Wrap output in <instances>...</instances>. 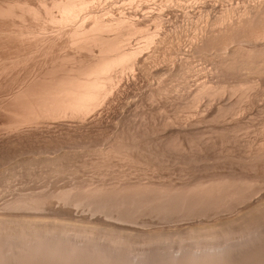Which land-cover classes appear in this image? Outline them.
I'll use <instances>...</instances> for the list:
<instances>
[{"label":"bare ground","instance_id":"bare-ground-1","mask_svg":"<svg viewBox=\"0 0 264 264\" xmlns=\"http://www.w3.org/2000/svg\"><path fill=\"white\" fill-rule=\"evenodd\" d=\"M134 1L135 0H131V2H134ZM148 1L149 0L137 1V3L140 2L139 4L141 7L139 6L138 8L140 9V11H142V14H141L142 16L140 15L142 18H139L138 15L135 18V17H133V15L131 13H130V16L125 15V14H119V15L110 14V11H112V10H110V11L106 10V8H105L106 6L104 7L105 4L103 5V2H105L104 0H36V3H33L31 0H0V46L2 44L7 46V54L2 56L1 57L2 59L0 61V65H1L0 66V75H3V76L5 75L7 77V76L11 75L12 72L15 71V69L19 70L16 75L12 76L14 84H13V87H11V88H13V89H10L9 94L6 93L8 95L7 99L6 100L3 99L6 103L4 105L15 107L14 113L10 110L12 112V114H14L13 116L15 118L10 124H8V126H5V127H8V130L10 131V133L12 135L11 134L9 135V133L7 135L4 132L6 134V138L1 137L2 142L5 143L4 141H6V143L8 142V144L10 142H14L16 144L17 139H20V137H21L20 140H22L21 135H23V136L24 135L34 136L39 141H42L41 143H38V144L36 143L39 147H36L35 149H34L35 146L33 145L34 146L32 148L33 150L31 149L30 151H25V148L23 149L25 152H23L22 149H21L22 151L16 150L18 153L15 151V153H17L16 154L17 156L14 155V156H16V157H14L15 162L14 161L10 162V160H9V163L7 162L5 164H3V163L0 164V176L5 174V178H6V173H10L11 170L15 169L14 165L17 166L16 170L18 167L21 170L23 168L25 169V167H26L25 165H28L27 168H30L31 166H34L36 168L37 166L41 167V165H44L45 167L48 166L49 168L50 167L53 168L51 170L54 171V169L55 170L59 169L61 166L62 167L66 166L67 168H69L76 161H77L76 163L80 162L79 165L80 164H86L88 161H90L93 163V166L94 165L97 166L95 168H98L100 166L99 167L100 171H101V169H105V171H103L102 174L100 173L101 175L99 174V176H97L98 180L96 178H89V180H87V181H83L81 179L82 182H87V183H78L80 181L76 180V178L79 177V175L81 174V172H80L78 177L75 175L76 176L75 179L73 178L75 180V182L78 181V182H76L77 184H75L74 182L73 183L71 182L72 185L69 184L71 186L68 185V187H64V188H60V189H57V187H56V190H54V191H52L53 188L51 190L49 189L51 184L46 185L48 187V190L46 189L47 191H45V190L44 191L43 190L37 191L36 189L33 191V189L32 190L29 189L31 192L25 193V191L21 192L20 191L21 189L19 190L17 188L20 192L17 191L18 192L17 193L16 189H14V192L16 194L12 193V195L14 194V196L11 195V197H10V194H9V197H7L6 194H4L5 193L4 192L3 194H4L5 198H2L3 195L1 194V192H2L1 191L0 194L2 196L0 195V198H2L3 200L1 199L2 202L0 203V264H264V224L260 223V220H261V222L264 221V196H263V199H262V197H260L261 200H260V198H258L260 201L256 198V200L254 202H252V204H254L253 206H252V204H247V205L242 204V203L251 202L249 200V198L253 197L255 195V193H258V192L254 191V188L256 186L252 182L253 180L250 181L249 179L247 180V178L245 180L244 179H238V178L233 179V178H231L232 176L230 174H229L231 176L230 178L227 174L226 175L227 177H221L220 176L217 178L216 177L212 178V176H211L212 179L210 178V180H206V178H207V175H206V178H205L206 181H204V180L198 181V179H196L194 183L192 182L191 184H189L190 182L189 183L187 182L188 184H186V182H185V184L182 183L184 185H181V183H180V186H177V184L171 185L169 183L170 185H168V184L165 185V183L163 184L161 181H160L161 183L156 182L158 180V177L155 181L154 178L151 179V178L147 177V175L142 176L143 174L141 176L138 175L135 177L133 175L130 176V175H128V174H130V172L128 174L123 173V175L121 172H119V173H121V175H119L118 177H113V178L110 177L112 175L111 174L108 178V176H107L108 171L106 172L107 169L101 168L104 166L105 167H107V166L111 167L112 165H115V164H117L119 162H123V161L124 162L125 161H131V158H132L131 156H135L134 153H139L140 155L142 153L143 154L145 153L146 155L147 154L152 155L153 152L155 155L154 157L157 156L160 159V160H156V161L160 162V164L162 166L163 165L166 166L167 163L168 164L171 163L170 159L172 158V156H171L172 152H175V155L179 156L180 154L182 155V152L184 150H186L185 149V142H186V138H187L186 137L187 131H185V128H186L185 124L186 123L184 124L182 119L177 118L178 120H175V118L171 117L170 115H167L168 113L167 114L165 113L166 117H164L162 122L159 123V126H156V124L154 123L155 119H154V115H153L154 113L153 112H155L154 110H156V109L163 110V108H164V107L162 108L163 105L160 106L159 108H158V106L155 105L158 102L157 98L161 99V97H162L161 94L166 96L171 91L172 87L169 85L170 82L166 81V78H167L168 74H170V71L172 69L174 70L175 64H174V62L172 63V61H175V63H177L176 66L179 65L178 67H180V69L184 68L182 71L180 69L179 70L182 73L181 76L185 77L186 79L189 77L192 62H191V64H189L190 65L189 66L188 65V63H190V62H188L189 58L187 59L185 57V54L183 53L184 51L182 49L181 50H180V48L178 49V45H175V47L177 46V49L176 48L173 49V51L175 50V52L173 54L176 55L175 60H174L175 55L173 56V54H171L173 60L170 57V55H169L170 58L167 57L165 54L164 55L162 54L163 56L159 55L160 53H158V52L162 50V47L165 48V46L167 45L166 43L169 39L168 33L163 31L165 19H164V13H163L162 9H164V8L163 7H162V9L160 8L161 10L157 11V12L155 10L154 11L150 10L151 11L150 13H148L149 10L147 9L148 14H146L145 13L146 8H151L150 7L151 5H149V3H148V5L145 4ZM169 1H171V0H169ZM244 1H246V0H244ZM125 3H127V2H125ZM165 3L168 4L167 2H165ZM177 3H179V2H177ZM192 3H194V2H192ZM157 4H158V2H157ZM172 4L173 3H171V5ZM259 4H260V2H259ZM112 6H113V3H112ZM174 6H175V4H174ZM233 6H234V4H233ZM128 8L130 9V7H128ZM180 8H181V5H180ZM189 8H191V7H189ZM248 8H249V6H248ZM137 9L135 10V13L133 12L134 14L139 12V11H137ZM249 9H251V8H249ZM204 10H206V9H204ZM208 10H210V9H208ZM173 11H175V9ZM194 11H195V9H194ZM112 13H113V11H112ZM212 13H213V11H212ZM244 13H246V11H244ZM184 14L185 13H183V15ZM224 14L220 15L221 18L223 17ZM261 14L262 13H260L258 16H261ZM228 15H229V13H228ZM253 15H254V13H253ZM196 16H198V15H196ZM196 16H194V17H196ZM254 16H253V18L256 21V19H255L256 16L255 17ZM233 17H234V15H233ZM237 17H236V19H237ZM249 17H252V16L250 15ZM151 18L154 19L153 24L155 23L154 24L155 27L152 30L150 28L151 26H149L150 23H152V22L151 21H150V23L148 22L149 25H147V21L150 20ZM167 18L170 19V17H167ZM221 18L219 17L217 19L221 20ZM256 18H258V17H256ZM263 18H264V16H263ZM196 19H195V21H196ZM208 19H209V17H208ZM225 19H226V21L228 20L227 17L222 19V20L225 21ZM249 19H251V18H249ZM246 20L248 21V19H246ZM249 21H252V19ZM257 21H259V20H257ZM167 22H168V20H167ZM185 23H187V22H185ZM247 23H244V24L247 25ZM260 23H262V22H260ZM182 24L183 23H181V25ZM257 24H259V23H257ZM48 25H50L51 29H48ZM218 25H219V23H218ZM220 25H225V24H220ZM185 26H186V24H185ZM190 26H192V25H190ZM259 26H261V25H259ZM199 27H200V25H199ZM224 27H226V26H224ZM224 27H223V29H224ZM241 27H242V30H244L245 26L243 27V25H242ZM174 28H172V29H174ZM189 28H191V27H189ZM209 29L207 30V32L209 31ZM235 29H238V25H237V28H235ZM249 29L253 30L251 28H249ZM255 29H257V28H255ZM193 30L194 29L192 28V31ZM200 30H201V27H200ZM258 30H259V28H258ZM261 30H262V28H261ZM261 30H260V32H258L257 35L261 36V34L263 33L262 36H264V32H263L264 30L262 32H261ZM219 32H221V31H219ZM227 32H228L227 30L224 31V33H227ZM233 32H234V30H232L231 35H233ZM251 33H252V31H251ZM254 33L255 32L253 31V34ZM182 34H183V32H182ZM222 34H223V32H222ZM244 34L246 36V33H244ZM249 34H247V35L249 36ZM137 35H140V36L142 35L144 37L143 43L140 45H137V46L131 45V43L129 42L130 39L133 38L134 36H137ZM198 35H200V33ZM257 35H256V39H259L260 37ZM188 36H189V34H188ZM207 36H208V34H207ZM235 36H236V34H235ZM242 36L240 35L238 37L240 38ZM245 36H244V39H245ZM184 37H186V36H184ZM197 38H198V36H197ZM261 38H263V37H261ZM191 39H193V38H191ZM233 39L234 38H232V40ZM253 39H255V38H253ZM189 40H190V38H189ZM255 40L251 41V39H250L251 42L257 43L258 41L257 40L255 41ZM197 41H198V39H197ZM212 41H213V39H212ZM220 41L225 42L223 40H220ZM209 42H211V41H209ZM222 42H221V44H222ZM237 42H238V40H237ZM186 43L187 42H185L184 44H186ZM204 43H206V42H204ZM239 43H241V42H239ZM262 43H263V41H262ZM133 44H134V42H133ZM206 44H208V43H206ZM228 44H229V42H228ZM230 44H232V43H230ZM170 45H171V42H170ZM218 45H219V43H218ZM206 46H208V45H206ZM213 46H211V47H213ZM226 46H227V44H226ZM254 47H255V50H257L256 49L257 46H254ZM173 48H174V46H173ZM202 48H205V47H202ZM222 48H223V46H222ZM214 49L215 48H213L212 51H215ZM238 49H240V48L238 47ZM250 49H251V47H250ZM230 50L233 51L232 48ZM242 50H244V49H242ZM242 50H238V51H242ZM255 50H254V52L257 53L258 50L257 51H255ZM202 51H200V52H202ZM261 51H264V50H261ZM244 52H246V51H244ZM230 53H232V52H230ZM247 53H248V56L250 55V57H252L251 54H249V52H247ZM187 55H189V54H187ZM192 55L193 54H191L190 56H192ZM219 55H221V54H219ZM227 55H226V58H227ZM238 55H239V52H238ZM234 56H235V54H234ZM244 56H241V57H244ZM248 56L246 55V57H244V59L245 58L247 59ZM39 57H41V59L43 60L42 63H43V66H45V69L42 67V69H44V70H41L39 72L35 71L36 73L35 72L33 73L30 71V72H26L25 74H23L24 73L23 72L24 67L31 60L37 59V58L39 59ZM207 57H208V55H207ZM213 57L214 56H212V58ZM222 57H225V55ZM204 58H203V60H204ZM233 58H235V57H233ZM185 59H187L186 60L187 65H185V62H186ZM205 59H207V58H205ZM215 59H216V57H215ZM257 59L259 60V58H257ZM209 60L212 61L213 59H210V57H209L208 61ZM224 60L225 59L223 58L222 61H224ZM227 60H230V59L227 58L226 61ZM238 60L239 59H237V61ZM250 60L248 62H250ZM197 61L195 60V62H197ZM199 61H201V60H199ZM218 61H219V59H218ZM251 61L254 62V60H251ZM213 63H214V61H213ZM216 63H217V61H216ZM219 63H221V60ZM235 63H236V61H235ZM237 63H239V61ZM221 64H225V63L222 62ZM240 64H242V63H240ZM259 64H261V63H259ZM263 64L261 65L262 66L261 69L263 68ZM226 65L230 66V64H226ZM217 66H218V64H217ZM248 66L251 67V65H248ZM253 66L255 68L256 64H254ZM233 67H234V64H233ZM233 67L230 69H233ZM243 67H244V65H243ZM234 68H236V67H234ZM221 69L224 70V68H221ZM213 70H215V69L213 68ZM227 70H229L228 67H227ZM244 70H246V69H244ZM180 71H178V68H177V70L174 73L180 72ZM191 71H193V70H191ZM224 71H226V70H224ZM232 71L233 70H231L230 72H232ZM234 71H237V69H235ZM251 71H254V70H251ZM238 72H241V70L237 71V73ZM242 72H244V71H242ZM247 72H248V70H247ZM262 72H261V74H262ZM174 73L172 71V74H174ZM194 73H195V71H194ZM217 73L219 74V71ZM254 73H256V72H253V74ZM13 74H15V73H13ZM190 74H192V73H190ZM234 75H235V73H234ZM263 75H259L258 77H260V76L262 77ZM5 76H4V78H5ZM224 76H226V75H224ZM230 76H232V75H230ZM240 76H241V74H240ZM247 76H249V74ZM243 77H240V79H242ZM255 77H256V75H255ZM208 79L209 78H207V80ZM210 79H213V78H210ZM221 79L222 78L220 77V80ZM229 79L231 80V77H229ZM233 80H236V79L233 78ZM242 80H244V79H242ZM199 82H196V84L198 83V85L195 84V86H194L195 88L190 95V96L193 95L192 100H190V101H191V105L194 107L197 106V102L200 100L201 97L205 96L206 93L210 94L212 91L215 93V91L212 90V89H214L212 87H215V89L218 88V87L216 88V86L213 85L212 80L210 82L213 85L212 86L210 84L212 87L210 85H208V86L205 85L207 82H205L204 85H202V84L199 85ZM214 82H216V81L214 80ZM218 82H219V80H218ZM249 82H250V79H249ZM257 82H259V81H255L254 84H256ZM238 83H241V82L239 81ZM208 84H209V82H208ZM231 84H233V83H231ZM231 84H229V85H231ZM225 85L227 86V84H225ZM233 86H236V85H233ZM242 86H244V85H242ZM242 86H240V87H242ZM175 87H177V86H175ZM186 87H187V85H186ZM219 87H220V85H219ZM222 87H223V85H221V88ZM248 87H250V85ZM248 87L246 89V92L244 91L245 93L248 92L247 91ZM251 87H253V86L251 85ZM226 88H228V86ZM226 88L223 87V89H226ZM232 88H234V87H232ZM229 89H231L230 86H229ZM244 89H245V86H244ZM180 90H182V89H180ZM235 90H237L236 87H235ZM253 90H255V89H253ZM257 90H258V88H257ZM219 91H221L220 88L218 89V94H220ZM179 92H178V94H179ZM216 92H217V90H216ZM222 92H226V90H222ZM164 93H167V94H164ZM235 93L237 94L236 91L234 93L232 92L230 94L234 95ZM175 94H176V92H175ZM180 94H181V92H180ZM182 94H183V92H182ZM236 94L234 96H236ZM239 94H241V93H239ZM257 94H258V91H257ZM215 95H216V97L214 99L217 98V93ZM167 96H170V95H167ZM188 96H189V94H188ZM223 96H221V97H223ZM227 96H230V95H227ZM180 97H178V98H180ZM183 97L184 96L182 95V97H181L182 100H183ZM209 97H211V96H209ZM230 97H232V96H230ZM239 97H237V99L236 98H234V99H236L240 103V100H242L241 99L242 97H240V98ZM164 98H166V97H164ZM208 98H207V101H208ZM238 98L240 100H238ZM258 98H259V96H258ZM166 99H168V98H166ZM181 99H180V101H181ZM205 99H206V97H205ZM223 99H222V102L224 101ZM253 99H252V101H254ZM229 100H231V99H229ZM257 100H259V99H257ZM257 100H256V102H257ZM184 101H185V99H184ZM186 101L188 102V99ZM208 102H210V100ZM208 102L206 104H208ZM174 104H175V102H174ZM223 104H225V103H223ZM229 104H231V103H229ZM247 104H248V102H247ZM202 105H203V103H202ZM226 105H227V102H226ZM234 105H237V104H234ZM154 106L157 108L155 109ZM153 107H154V109H153ZM219 107H220V105H219ZM223 107L225 108V105ZM229 107H230V105H229ZM149 108H152V110ZM208 108L207 109L205 108V109L208 110ZM226 109H227V107H226ZM233 110L230 109V113ZM174 111L176 112V110H174ZM177 111H178V109H177ZM200 111H202V110L200 109L199 112ZM186 112H188V111H186ZM197 112H198V110H197ZM216 112H217V109H216ZM8 113H9V111H8ZM146 114L147 115L149 114L148 117L146 116ZM237 114H239V112ZM254 114H256V113H254ZM258 114H259V112H258ZM198 115H199V113H198ZM227 117H228V115H227ZM215 118H216V116H215ZM208 119H206V120H208ZM203 120H204V118H203ZM230 120H232V118ZM261 121H263V120H261ZM170 126H171V128L172 127H175V128H173V130L170 131L169 130ZM251 126H252V124H251ZM206 129H208V128H206ZM196 131H197V129H196ZM209 131H210V129H209ZM205 132H207V131H205ZM199 133H201V131ZM219 135H220V133H219ZM18 136H20V137L17 138ZM190 137L191 136H189L188 138H190ZM205 137H208V136H205ZM140 138L141 139L143 138V144L145 143L144 145L141 144L142 140ZM220 138H222V137H220ZM220 138H219V140H220ZM235 138H234V140H235ZM241 138H243V137H241ZM139 139L141 140L140 142H139ZM155 141L159 143L160 147L158 146V144ZM236 141H238V140H236ZM21 143H22V141H20L19 144H21ZM154 143H156L157 146L159 147L157 151L155 150L156 152L152 150L153 149L152 145ZM189 143H191V142H188V144ZM194 143H195V141H194ZM211 143H212V141H211ZM10 144H12V143H10ZM263 144H264V142H263ZM263 144L261 142L260 145H263ZM197 145H198V143H197ZM243 145H244V143H243ZM215 146H216V144H215ZM254 146H256V145H254ZM188 147H189V145H188ZM201 147H202V145H201ZM209 147H210V145H209ZM222 147H224V146L222 145L221 148ZM228 149H229V147H228ZM260 149L262 150V148H260ZM237 150H238V148H237ZM256 150H255V152H256ZM190 151H191V148H190ZM200 151L202 152V150H200ZM177 153H179V154H177ZM186 153H188V152H186ZM226 153H227V150H226ZM259 153H260V151H259ZM261 154L264 155V151L263 152L261 151ZM172 155H173V153H172ZM189 155H191V154H189ZM235 156H237V155H235ZM243 156H245V155L243 154ZM154 157H152V158L154 159ZM216 157H217V155H216ZM14 158H13V160H14ZM249 158H248V160H249ZM252 158H253V155H252ZM258 158H256V159H258ZM1 159L2 158H0V160ZM256 159H254V160H256ZM261 159H264V158H261ZM174 160H176V159H173V161ZM227 160H228V158H227ZM259 160H260V158H259ZM11 161H12V159H11ZM65 161H66V163L69 162V164L66 165L64 163ZM137 161H139V160H137ZM137 161H134V163L136 164ZM224 161H226V160H224ZM256 161H258V160H256ZM90 162H89V164H90ZM145 162L148 163V161H145ZM174 162H176V161H174ZM245 162H247V161H245ZM0 163H1V161H0ZM92 163L90 165H92ZM96 163H97V165H96ZM154 163H155V161H154ZM12 164H14V165H12ZM89 164L87 163V167ZM172 164H173V162H172ZM240 164H242V163H240ZM75 165H77V164H75ZM230 165H231V163H230ZM242 165H244V164H242ZM165 166H163V167H165ZM171 166H173V165H171ZM178 166H180V165H178ZM185 166H184V168H185ZM189 166H191V165H189ZM226 166H228V165H226ZM12 167H14V168L11 169ZM45 167L42 166V168H45ZM83 167H86V166L83 165ZM134 167H136V166H134ZM192 167H194V166H192ZM38 168H36V170H40ZM120 168H118V169L120 170ZM175 168H176V166H175ZM30 169H32V167ZM139 169H140V167H139ZM196 169H197V167H196ZM204 169H206V168H204ZM232 169H233V167H232ZM29 170L25 169L24 171H29ZM62 170H63V168H61V172H62ZM58 171H57V173H58ZM70 171H71V169H70ZM75 171H77V170H75ZM75 171L73 170V172H75ZM82 171H84V170H82ZM168 171H170V169ZM241 171H242V169H241ZM248 171H246V172H248ZM37 172H36V174H37ZM61 172H60V174H61ZM68 172H65V173L67 174ZM87 172H90V171H87ZM201 172H202V170H201ZM205 172H207V171H205ZM70 173H72V172H70ZM111 173H112V171H111ZM119 173H117V174H119ZM132 173H134V172H132ZM181 173H182V171H181ZM217 173L219 174V172H217ZM237 173H238V171H237ZM52 174H53V172H52ZM88 174L86 173V176ZM113 174H114V170H113ZM216 174L214 176H216ZM255 174L257 175L258 173H255ZM13 176H15V175H13ZM24 176H26V175H24ZM45 176L47 177V175H45ZM61 176H63V175H61ZM91 176H93V175H91ZM222 176H223V174H222ZM242 176H243V174L241 175V177ZM185 177H183V178H185ZM248 177H249V174H248ZM187 178H188V176H187ZM31 179H33V178H31ZM68 179H70V178H68ZM90 179H92V181H90ZM93 179L96 181H93ZM33 180H35V178ZM37 180L39 182V179H37ZM257 180H259V179H257ZM8 181H10V180H8ZM17 181H18V179L16 180V182ZM88 181H90V182H88ZM23 182H24V180H23ZM49 182H51V181H49ZM168 182H171V181H168ZM250 182L255 187H252L253 185L251 184L252 185L251 186ZM31 183H32V181H31ZM33 183H34V181H33ZM173 183H175V182H173ZM256 183L258 184V182H256ZM262 183H264V180ZM54 184H56V183H54ZM4 185H6V183ZM37 185H36V187H38ZM16 187H17V185H16ZM43 188L45 189V187H43ZM2 189H3V187H2ZM6 189H8V188H6ZM29 190H26V191H29ZM259 191H260V189H259ZM258 194H260V192ZM255 197L252 199H255ZM51 199L52 200L55 199V201L57 200L58 202H60V204L64 203L63 206H65V204H67V203H69V204L71 203L72 205L74 204V206L75 205L76 206L77 205H79V206L85 205L86 210H88V208H90L89 211L90 210L91 211L89 214L87 213L89 211L86 212L89 216H87V215L85 216V213L84 214L82 213V215L79 214L81 216L84 215L83 217H81L82 219L80 218L79 215H78L79 219H77V217L74 216V215H77L75 213L76 211L74 212L72 210L75 213L73 215L72 214L73 212L70 211V213L74 216V217L71 216L72 218L68 215L67 216L65 215L68 218L67 219L65 216L60 215L59 218L57 216H54V218L46 220L45 219L46 217L51 216V215L47 216L45 213V211L48 209L47 205H49L48 200H51ZM247 200H249V202ZM52 202H54V201H52ZM258 203L262 204L263 206L262 205L259 206ZM45 205H46V210H45ZM86 205L88 208L86 207ZM243 205H245L243 208H239ZM69 207H70V205H69ZM80 208H81V206H80ZM83 208H84V206H83ZM49 210H52V208ZM62 210H63V208L60 206H59V208L55 209V211H57V212L62 211ZM47 213H48V211H47ZM70 213H68V214H70ZM145 213L146 214L147 213H150V214L156 213V214H158V216L159 215H162L161 217L164 216V218L168 219L169 222H171L172 226H175L174 230L176 232L175 231L174 232L173 231L172 232H161L162 228L164 229V225L162 228L160 227L161 230L160 229L158 230V229H155L157 224L155 227H153L155 230H151L148 232H146L147 230H149L148 227H144L145 229L148 228L146 231H144V228L142 229L144 232H142V231L139 232V230H138V232H134L133 227H132L133 231L129 230L130 227L128 229L124 228V226L127 227V223H129L131 225L132 224L131 222H134L135 217H137L141 214H145ZM225 213H228V215L226 214L225 216H229V214H231V213L236 214L235 217L234 216L232 217V215H231L232 219L234 218L235 221L241 220L240 222L244 223V225L247 227L248 231L246 232L244 230L243 232H239V231L235 232L234 229H236L237 226H235V228H234V226H233L234 223H229L232 220L230 218V216H229V219H231V220L229 222L227 221V217L225 218V216L224 217L221 216V215H224ZM96 215L99 216V218L98 217L96 218ZM92 216L93 217L95 216V218H92ZM216 216L217 217L219 216L218 219L220 222L218 221V219L215 218ZM220 216L225 218V219L220 218ZM212 218H213V220L216 219L218 221V223H216L217 221L212 223L211 222ZM156 219H157V217H156ZM168 220H166V222ZM235 221H233V222H235ZM135 223H136V221H135ZM135 223H134V225H135ZM237 223L239 225V222H236L235 225ZM139 224H142V223H139ZM160 225L162 226V224H159V226ZM131 226H133V224ZM239 227H240V225H239ZM184 229H185V232L183 231ZM239 229H241V228H239ZM239 229H237V230H239ZM242 229H244V228H242ZM135 231H137V230H135Z\"/></svg>","mask_w":264,"mask_h":264},{"label":"rangeland","instance_id":"rangeland-1","mask_svg":"<svg viewBox=\"0 0 264 264\" xmlns=\"http://www.w3.org/2000/svg\"><path fill=\"white\" fill-rule=\"evenodd\" d=\"M33 3H36V0H31ZM105 2H103V5H104V7L106 8V10H108V11H110V10H112L113 11V13H112V11H110V14H115V15H119V14H125V15H128V16H130V13L133 15V17H137V15H138V17L139 18H142L141 16V14H142V11H140V9L138 8L139 6H140V2H138L137 3V1H139V0H135L134 2H131V0L129 1V0H104ZM121 1V2H120ZM150 1V0H149ZM147 2V3H145V4H147L148 5V3H149V5H151L150 7L151 8H146V11H145V13L146 14H148V13H150L151 11H160L161 9H162V7L164 8V9H162L163 10V13H164V19H165V22H164V26H163V31H165V32H167L168 33V41H167V45L165 46V48L164 47H162V50L161 51H159L158 53H160L159 55H161V56H163L164 54L167 56V57H169V55H170V57L172 58V55L171 54H173L174 52H175V50L173 51V49H177V46L175 47V45H178V49L180 48V50L182 49L183 51V53L185 54V57L188 59V62H190V63H188V65L189 64H191V62H192V66H191V68H190V73H192V74H190L189 73V77L186 79L185 77H182L181 75H182V73H181V71L184 69H180V67H178L179 65H177L176 66V64L177 63H175V61H172V63L174 62V64H175V66H174V70L176 71L177 70V68H178V71H180V72H176V73H174L175 71L172 69L171 71H170V74H168V76H167V78H166V81L167 82H170V86L173 88H171V91L167 94V93H164V94H167V95H170V96H164L163 94H161L162 95V97H161V99H159V98H157V103L155 104L156 106H158V108L160 107V106H162V108H163V110H160V109H156L157 107H155V109L156 110H154L155 112H153L154 114V123L156 124V126H159V123L160 122H162V120H163V118L164 117H166V114L167 115H170L171 117H173V118H175V120H178V119H182L183 120V122H184V124H185V131H187L186 132V142H185V149L186 150H184L183 152H182V155L180 154L179 156H177V155H175V152H172L173 153V155H172V153H171V156H172V158L170 159V164H166V166L168 167H166L165 165H163V166H165V167H163L161 164H160V162H158V161H156V160H160L157 156L156 157H154L155 155H154V152H153V154L152 155H146L145 153L143 154H139V153H134V155L135 156H131L132 158H131V161H123V162H119V163H117V164H115V165H112L111 167H101V168H106L107 170H106V172H107V176H108V178H109V176L110 177H118L119 175H121V173H122V175H123V173L125 174H128L129 172H130V174H128V175H130V176H141L142 174V176H144V175H147V177H149V178H151V179H153L154 178V180L156 181V179H157V177H158V180L156 181V182H159V183H165V185L166 184H168V185H176L177 184V186H180V183H181V185H184L185 184V182H186V184H188L189 182V184H191L192 182L194 183L195 182V180L196 179H198V181H206V180H210V178H211V176H212V178L214 177H227L226 175L228 174V176H229V178L231 177V178H233V179H236V178H238V179H246L247 178V180L249 179L250 181H252L254 184H255V186L250 182V185L252 186V187H255L254 188V191L255 192H260V194H258V193H255V195L253 196V197H251V198H249V200L251 201V202H249V200H247L249 203H242V204H245V205H247V204H252V202H254L255 200H256V198L258 199V198H260V197H262V199H263V196H264V183H262L263 182V180H264V159H261V158H264L263 156V154H261V151L263 152L264 151V144H263V142H264V51H261V50H264V36H262L263 35V33L261 34V36L260 35H257L258 34V32H260V30H261V28H262V30H261V32L264 30V18H263V16H264V0H246V1H244V0H171V1H165V0H151L150 2ZM155 1V2H154ZM160 1V2H159ZM167 2L168 4H166L165 2ZM181 1V2H180ZM185 1V2H184ZM188 1V2H187ZM199 1V2H198ZM234 1V2H233ZM256 1V2H255ZM115 2V3H114ZM125 2H127V3H125ZM131 2V3H130ZM157 2H158V4H157ZM162 2V3H161ZM173 3L172 5H171V3ZM175 2V3H174ZM177 2H179V3H177ZM183 2V3H182ZM187 2V3H186ZM192 2H194V3H192ZM207 2V3H206ZM255 2V3H254ZM259 2H260V4H259ZM263 2V3H262ZM112 3H113V6H112ZM117 3V4H116ZM120 3V4H119ZM155 3V4H154ZM170 3V4H169ZM199 3V4H198ZM242 3V4H241ZM258 3V4H257ZM110 6H108V5ZM144 4V3H143ZM174 4H175V6H174ZM193 4V5H192ZM197 6H196V5ZM201 4V5H200ZM203 4V5H202ZM206 4V5H205ZM233 4H234V6H233ZM155 5V6H154ZM165 5V6H164ZM169 5V6H168ZM180 5H181V8H180ZM184 5V6H183ZM228 5V6H227ZM242 5V6H241ZM260 5V6H259ZM262 5V6H261ZM126 6V7H125ZM195 6V7H194ZM199 6V7H198ZM209 6V7H208ZM215 6V7H214ZM233 6V7H232ZM248 6H249V8H251V9H249L248 8ZM254 6V7H253ZM109 7V8H108ZM114 7V8H113ZM128 7H130V9L128 8ZM141 7V6H140ZM155 7V8H154ZM175 7V8H174ZM185 7V8H184ZM189 7H191V8H189ZM203 7V8H202ZM255 9H253V8ZM259 7V8H258ZM139 10H138V9ZM161 8V9H160ZM172 8V9H171ZM178 8V9H177ZM222 8V9H221ZM240 8V9H239ZM244 8V9H243ZM258 10H257V9ZM262 8V9H261ZM119 9V10H118ZM121 9V10H120ZM134 9V10H133ZM137 9V11H139V12H137L136 14H134L135 13V10ZM149 10V12H148V10ZM175 9V11H173ZM183 9V10H182ZM185 9V10H184ZM194 9H195V11H194ZM204 9H206V10H204ZM208 9H210V10H208ZM224 9V10H223ZM228 9V10H227ZM232 9V10H231ZM246 9V10H245ZM249 9V10H248ZM260 9V10H259ZM151 10V11H150ZM172 10V11H171ZM239 12H237V11ZM257 10V11H256ZM122 11V12H121ZM170 11V12H169ZM189 13H188V12ZM200 11V12H199ZM202 11V12H201ZM212 11H213V13H212ZM220 11V12H219ZM236 11V12H235ZM244 13V11H246V13H242V12ZM250 11V12H249ZM259 11V12H258ZM262 11V12H261ZM119 12V13H118ZM129 14H128V13ZM134 12V13H133ZM148 12V13H147ZM206 12V13H205ZM216 12V13H215ZM172 13V14H171ZM180 15H179V14ZM183 13H185L184 15H183ZM219 13V14H218ZM225 13V14H224ZM228 13H229V15H228ZM238 13V14H237ZM253 13H254V15L256 16V17H258V18H256L254 15H253ZM260 13H262L261 14V16H258ZM166 14V15H165ZM222 14H224L223 15V17L221 18V16L220 15H222ZM227 14V15H226ZM141 15V16H140ZM170 15V16H169ZM176 15V16H175ZM196 16V15H198V16H196V17H194V16ZM203 15V16H202ZM205 15V16H204ZM210 15V16H209ZM233 15H234V17H233ZM252 16V17H249V16ZM178 16V17H177ZM193 16V17H192ZM213 16V17H212ZM215 16V17H214ZM217 16V17H216ZM239 18H238V17ZM248 16V17H247ZM253 16L255 17V19H256V21L254 20V18H253ZM167 17H170V19H168ZM184 17V18H183ZM208 17H209V19H208ZM221 18V20H219V19H217V18ZM227 17V21H226V19H225V21H223L222 19H224V18H226ZM236 17H237V19H236ZM244 17V18H243ZM167 18V19H166ZM197 18V19H196ZM201 18V19H200ZM215 18V19H214ZM241 18V19H240ZM249 18H251L252 19V21H249V20H251V19H249ZM152 19V18H151ZM148 20L147 21V25H149V23H150V21L152 22V23H150V25L149 26H151L150 28H151V30L155 27V23L153 24V22H154V19H152V20ZM193 19V20H192ZM195 19H196V21H195ZM206 19V20H205ZM212 19V20H211ZM246 19H248V21L250 22H248ZM167 20H168V22H167ZM175 20V21H174ZM177 20V21H176ZM180 20V21H179ZM182 20V21H181ZM187 20V21H186ZM257 20H259L260 22H262V23H260L259 21H257ZM170 21V22H169ZM172 21V22H171ZM190 21V22H189ZM194 21V22H193ZM211 21V22H210ZM242 21V22H241ZM149 22V23H148ZM185 22H187V23H185ZM201 22V23H200ZM204 22V23H203ZM214 22V23H213ZM217 24H216V23ZM233 24H232V23ZM236 22V23H235ZM248 22V23H247ZM253 22V23H252ZM255 22V23H254ZM171 23V24H170ZM181 23H183L182 25H181ZM190 23V24H189ZM195 25H194V24ZM218 23H219V25H218ZM227 23V24H226ZM229 23V24H228ZM238 23V24H237ZM244 23H247V25H245ZM257 23H259V24H257ZM167 24V25H166ZM185 24H186V26H185ZM188 24V25H187ZM209 26H208V25ZM220 24H225V25H220ZM238 25V29H235V28H237V25ZM241 24V25H240ZM257 24V25H256ZM171 27H170V26ZM190 25H192V26H190ZM197 25V26H196ZM199 25H200V27H201V30H200V27H199ZM205 25V26H204ZM233 25V26H232ZM243 25V27H244V30H242V26ZM250 25V26H249ZM255 27V28H257V29H255L253 26ZM259 25H261V26H259ZM175 28H174V27ZM197 28H196V27ZM207 26V27H206ZM214 26V27H213ZM221 26V27H220ZM224 26H226V27H224V29H223V27ZM236 26V27H235ZM249 26V27H248ZM167 27V28H166ZM189 27H191V28H189ZM206 29H205V28ZM212 27V28H211ZM229 29H228V28ZM232 29H231V28ZM255 29H253V28ZM172 28H174V29H172ZM192 28L194 29L193 31H192ZM209 29V31L207 32V30ZM218 28V29H217ZM249 28H251V29H253V30H250ZM258 28H259V30H258ZM48 29H51L50 28V25H48ZM181 29V30H180ZM216 29V30H215ZM220 29V30H219ZM176 30V31H175ZM186 30V31H185ZM228 31L227 33H224V31ZM230 30V31H229ZM232 30H234V32H233V35H231L232 34ZM242 30V31H241ZM198 31V32H197ZM201 31V32H200ZM206 31V32H205ZM215 31V32H214ZM218 31V32H217ZM219 31H221V32H219ZM237 31V32H236ZM240 31V32H239ZM246 31V32H245ZM251 31H252V33H251ZM253 31L255 32L254 34H253ZM170 32V33H169ZM172 32V33H171ZM174 32V33H173ZM182 32H183V34H182ZM187 32V33H186ZM193 32V33H192ZM203 32V33H202ZM210 32V33H209ZM212 32V33H211ZM222 32H223V34H222ZM264 32V31H263ZM178 33V34H177ZM200 33V35H198ZM220 35H219V34ZM244 33H246V36H245V34ZM251 35H250V34ZM181 36H180V35ZM188 34H189V36H188ZM203 34V35H202ZM207 34H208V36H207ZM211 34V35H210ZM216 34V35H215ZM235 34H236V36H235ZM239 34V35H238ZM247 34H249V36L247 35ZM253 34V35H252ZM173 35V36H172ZM192 35V36H191ZM206 35V36H205ZM215 35V36H214ZM226 35V36H225ZM232 37H231V36ZM242 36V37H238V36ZM255 35V36H254ZM256 35L257 36H259L258 38L260 39H256ZM138 36V37H137ZM137 36H134L133 38H131L130 39V43H131V45H135V46H137V45H140V44H142L143 43V41H144V37L142 36H140V35H137ZM171 36V37H170ZM184 36H186V37H184ZM197 36H198V38H197ZM203 36V37H202ZM214 36V37H213ZM217 36V37H216ZM224 36V37H223ZM230 36V37H229ZM244 36H245V39H244ZM254 36V37H253ZM174 37V38H173ZM177 37V38H176ZM207 37V38H206ZM213 39V41H212V39ZM224 39H223V38ZM228 37V38H227ZM238 37V38H237ZM261 37H263V38H261ZM187 40H186V39ZM189 38H190V40H189ZM191 38H193V39H191ZM204 38V39H203ZM211 40H210V39ZM220 38V39H219ZM232 38H234L233 40H232ZM237 38V39H236ZM242 38V39H241ZM253 38H255L258 42L256 43V42H251V41H253V40H255V39H253ZM182 39V40H181ZM197 39H198V41H197ZM207 41H206V40ZM218 39V40H217ZM250 39H251V41H250ZM262 39V40H261ZM178 40V41H177ZM215 40V41H214ZM220 40H223V41H225V42H222V41H220ZM235 40V41H234ZM237 40H238V42H237ZM242 40V41H241ZM249 40V41H248ZM255 40V41H256ZM187 42L186 44H184L185 42ZM196 41V42H195ZM202 41V42H201ZM209 41H211V42H209ZM218 41V42H217ZM231 41V42H230ZM233 41V42H232ZM262 41H263V43H262ZM133 42H134V44H133ZM170 42H171V45H170ZM181 42V43H180ZM195 42V43H194ZM201 42V43H200ZM204 42H206V43H208V44H206V43H204ZM214 42V43H213ZM221 42H222V44H221ZM227 42V43H226ZM228 42H229V44H228ZM239 42H241V43H239ZM175 43V44H174ZM190 43V44H189ZM193 43V44H192ZM218 43H219V45H218ZM230 43H232V44H230ZM169 44V45H168ZM182 44V45H181ZM196 44V45H195ZM216 44V45H215ZM225 44V45H224ZM226 44H227V46H226ZM236 46H234V45ZM261 44V45H260ZM4 44H2L1 46H0V61H1V57L2 56H4V55H6L7 54V46L6 45H4ZM199 45V46H198ZM202 45V46H201ZM204 45V46H203ZM206 45H208V46H206ZM214 45V46H213ZM229 45V46H228ZM173 46H174V48H173ZM187 46V47H186ZM194 46V47H193ZM211 46H213V47H211ZM221 46V47H220ZM222 46H223V48H222ZM253 46V47H252ZM254 46H257L256 47V49L259 51H257V50H255V47ZM261 46V47H260ZM5 49H4V48ZM167 47V48H166ZM172 47V48H171ZM190 47V48H189ZM192 47V48H191ZM196 47V48H195ZM202 47H207L206 49L205 48H202ZM209 47V48H208ZM227 47V48H226ZM238 47L240 48V49H238ZM243 47V48H242ZM250 47H251V49H250ZM161 48V47H160ZM189 48V49H188ZM202 48V49H201ZM211 48V49H210ZM213 48H215L214 50L215 51H212L213 50ZM217 48V49H216ZM233 49V51L232 50H230V49ZM253 48V49H252ZM263 48V49H262ZM169 51H168V50ZM185 49V50H184ZM188 49V50H187ZM192 49V50H191ZM222 51H221V50ZM227 49V50H226ZM242 49H244V50H242ZM173 52H172V51ZM203 50V51H202ZM210 50V51H209ZM238 50H242V51H238ZM251 52H250V51ZM254 50L255 51H257V53L256 52H254ZM192 51V52H191ZM200 51H202V52H200ZM228 51V52H227ZM244 51H246V52H244ZM197 52V53H196ZM205 52V53H204ZM212 52V53H211ZM230 52H232V53H230ZM238 52H239V55H238ZM242 52V53H241ZM247 52H249V54H251V56L252 57H250V55L248 56V53ZM4 53V54H3ZM193 54L192 56H190L191 54ZM196 53V54H195ZM209 53V54H208ZM225 53V54H224ZM230 53V54H229ZM245 53V54H244ZM254 53V54H253ZM256 53V54H255ZM163 54V55H162ZM187 54H189V55H187ZM199 54V55H198ZM205 54V55H204ZM215 54V55H214ZM219 54H221L222 56H224L225 55V57H222L221 55H219ZM224 54V55H223ZM229 56H228V55ZM234 54H235V56H234ZM253 54V55H252ZM262 54V55H261ZM175 54H173V56H174ZM195 55V56H194ZM197 55V56H196ZM207 55H208V57H207ZM217 55V56H216ZM226 55H227V58L228 59H230V60H227L226 61ZM237 55V56H236ZM244 56V57H246V55L251 59V60H254V62H252L248 57H247V59L245 60L244 59V57H241V56ZM212 56H214L213 58H212ZM219 56V57H218ZM231 56V57H230ZM258 56V57H257ZM169 57V58H170ZM192 57V58H191ZM194 57V58H193ZM196 57V58H195ZM207 58V59H205V58ZM209 57H210V59H213L212 61L211 60H209L208 61V59H209ZM215 57H216V59H215ZM230 57V58H229ZM233 57H235V58H233ZM238 57V58H237ZM175 58H176V55L174 56V60H175ZM200 58V59H199ZM203 58H204V60H203ZM222 58V59H221ZM223 58L225 59L224 61H222L223 60ZM243 60H242V59ZM257 58H259V60L257 59ZM261 58V59H260ZM187 59H185V61L187 60ZM215 59V60H214ZM218 59H219V61H218ZM237 59H239L238 61H239V63H237L238 61H237ZM256 59V60H255ZM34 60V61H33ZM33 60H31L25 67H24V70H23V74H25L26 72H39V71H41V70H44L45 69V66H43V60L41 59V57H39V59L37 58V59H33ZM172 60H173V58H172ZM195 60L197 61H199V60H201V61H197V62H195ZM220 60H221V63L223 62V63H225V64H221V63H219L220 62ZM232 60V61H231ZM245 60V61H244ZM250 60V62H248ZM262 60V61H261ZM37 61V62H36ZM39 61V62H38ZM213 61H214V63H213ZM216 61H217V63H216ZM230 63H229V62ZM235 61H236V63H235ZM247 61V62H246ZM227 62V63H226ZM232 62V63H231ZM261 63V64H259V63ZM187 63V61L185 62V65H187L186 64ZM209 63V64H208ZM211 63V64H210ZM240 63H242V64H240ZM252 63V64H251ZM195 64V65H194ZM214 64V65H213ZM217 64H218V66H217ZM226 64H230V66H228V65H226ZM232 64V65H231ZM233 64H234V67H236V68H234L233 67ZM237 64V65H236ZM247 64V65H246ZM254 64H256V66H255V68H254ZM263 64V70L261 69V65ZM32 65V66H31ZM42 65V66H41ZM199 65V66H198ZM210 67H209V66ZM225 67H224V66ZM236 65V66H235ZM243 65H244V67H243ZM248 65H251V67H249ZM259 65V66H258ZM1 66V65H0ZM35 66V67H34ZM40 66V67H39ZM190 66V65H189ZM213 66V67H212ZM229 68V70H227V67ZM241 66V67H240ZM27 67V68H26ZM30 67V68H29ZM32 67V68H31ZM42 67L44 68V69H42ZM206 67V68H205ZM209 67V68H208ZM216 67V68H215ZM233 67V69H230V68H232ZM241 69H240V68ZM246 67V68H245ZM258 67V68H257ZM26 68V69H25ZM194 68V69H193ZM213 68L215 69V70H213ZM221 68H224V70H226V71H224L223 69H221ZM249 68V69H248ZM30 69V70H29ZM34 69V70H33ZM180 69V70H179ZM235 69H237V71H240L241 70V72H238L237 73V71H234ZM240 69V70H239ZM243 69V70H242ZM244 69H246V70H244ZM17 70V71H16ZM29 70V71H28ZM191 70H193V71H191ZM202 70V71H201ZM231 70H233L232 72H230ZM247 70H248V72H247ZM251 70H254V71H251ZM263 72H262V71ZM19 70L18 69H15V71H13L12 72V74L11 75H9V76H5V78H4V76L3 75H0V158H2L0 161H1V163L0 164H5V163H9V160H10V162H15V158L14 157H16L17 155V151L19 150V151H22L24 148H25V151H30L34 146V149L36 148V147H39L37 144L38 143H41L42 141H39L37 138H35L34 136H27V135H21L22 136V140H20L21 139V137L20 136H18L17 138H19L20 137V139H17V141H16V144L14 143V142H10V143H12V144H8V142L6 143V141H4L5 143H3L2 142V138H6V134L8 135V133H9V135L11 134L10 133V131L8 130V127H5V126H8V124H10L13 120H14V114H12V112L14 113V110H15V107L14 106H7V105H4V104H6L5 103V101L4 100H6L7 99V97H8V95L7 94H9V91H10V89H13V88H11V87H13V79H12V76H14V75H16L17 74V72H18ZM172 71H173V73L174 74H172ZM194 71H195V73H194ZM200 71V72H199ZM204 71V72H203ZM216 71V72H215ZM219 71V74L221 75H219L217 72ZM230 73H228V72ZM242 71H244V72H242ZM251 71V72H250ZM260 71V72H259ZM35 72V73H36ZM184 72V71H183ZM199 72V73H198ZM221 72V73H220ZM247 74H246V73ZM253 72H256V73H254L253 74ZM261 72H262V74H261ZM13 73H15V74H13ZM202 73V74H201ZM224 73V74H223ZM228 73V74H227ZM232 73V74H231ZM234 73H235V75H234ZM237 73V74H236ZM251 73V74H250ZM260 73V74H259ZM211 74V75H210ZM218 74V75H217ZM240 74H241V76H240ZM249 74V76H247ZM180 75V76H179ZM210 75V76H209ZM216 75V76H215ZM224 75H226V76H224ZM230 75H232V76H230ZM254 75V76H253ZM255 75H256V77H255ZM259 75H263L262 77L260 76V77H258ZM175 76V77H174ZM209 76V77H208ZM212 76V77H211ZM231 77V80L229 79V77ZM244 76V77H243ZM253 78H252V77ZM219 77V78H218ZM220 77L223 79H221L220 80ZM228 77V78H227ZM240 77H243L242 79H244V80H242V79H240ZM3 78V79H2ZM7 78V79H6ZM12 80H11V79ZM172 78V79H171ZM192 78V79H191ZM196 78V79H195ZM206 78V79H205ZM207 78H209L208 80H207ZM210 78H213V79H210ZM233 78L234 79H236V80H233ZM238 78V79H237ZM257 78V79H256ZM261 78V79H260ZM175 79V80H174ZM178 79V80H177ZM183 79V80H182ZM219 80V82H218V80ZM225 79V80H224ZM249 79H250V82H249ZM172 82H171V81ZM174 80V81H173ZM187 80V81H186ZM201 80V81H200ZM211 80H212V83H213V85L214 86H216V88L217 89H215V87H212L213 85H212V83H210L211 82ZM214 80L216 81V82H214ZM233 80V81H232ZM242 80V81H241ZM246 80V81H245ZM185 81V82H184ZM200 81V82H199ZM203 81V82H202ZM225 83H224V82ZM241 82V83H238V82ZM255 81H259V82H257L256 84H254V82ZM166 82V83H167ZM196 82H199V85H204V83L205 82H207L205 85H210L212 88H214V89H212V90H214L215 91V93L213 92H211L210 94L209 93H206L205 94V96H203V97H201L200 98V100L197 102V106L196 107H194V106H192L191 105V101L190 100H192V96H190L191 95V93L193 92V90H194V86H195V84H196ZM208 82H209V84H208ZM218 82V83H217ZM222 82V83H221ZM236 82V83H235ZM243 82V83H242ZM249 82V83H248ZM252 82V83H251ZM183 83V84H182ZM218 85H220V87H219V85L217 86L216 84ZM231 84V83H233V84H231V85H229V84ZM246 83V84H245ZM251 83V84H250ZM8 84V85H7ZM185 84V85H184ZM190 84V85H189ZM225 84H227V86H228V88H226L227 86L225 85ZM239 86H238V85ZM244 85L245 86V89H244V86H242V85ZM258 84V85H257ZM12 85V86H11ZM174 85V86H173ZM186 85H187V87H186ZM196 85H198V83L196 84ZM221 85H223V87L224 88H226V89H223V87L221 88ZM233 85H236V86H233ZM250 85V87H248V86ZM251 85L253 86V87H251ZM169 86V87H170ZM175 86H177V87H175ZM226 86V87H225ZM229 86H230V88L231 89H229ZM240 86H242V87H240ZM255 86V87H254ZM181 87V88H180ZM232 87H234V88H232ZM235 87L237 88V90H235ZM239 87V88H238ZM247 87H248V92L247 93H245L246 92V89H247ZM261 89H260V88ZM263 87V88H262ZM176 88V89H175ZM221 89V91H219L220 92V94H218V89ZM243 90H242V89ZM255 89V90H253V89ZM257 88H258V90H257ZM180 89H182V90H180ZM239 89V90H238ZM252 89V90H251ZM176 90V91H175ZM185 90V91H184ZM216 90H217V92H216ZM222 90H226V92H222ZM244 93H242L241 91ZM251 90V91H250ZM262 90V91H261ZM173 91V92H172ZM181 92V94H180V92ZM234 93L235 91L237 92V94L240 96V97H242L241 99L242 100H240L239 98V96L236 94V96H234V95H232V94H230V93H232V92ZM245 91V92H244ZM257 91H258V94H257ZM175 92H176V94H175ZM178 92H179V94H178ZM182 92H183V94H182ZM260 92V93H259ZM7 93V94H6ZM187 93V94H186ZM217 93V98L216 99H214L215 97H216V94ZM222 93V94H221ZM239 93H241V94H239ZM253 93V94H252ZM263 93V94H262ZM5 94V95H4ZM173 94V95H172ZM188 94H189V96H188ZM212 94V95H211ZM256 94V95H255ZM179 95V96H178ZM182 95L184 96L183 97V100L181 99V97H182ZM204 95V94H203ZM215 95V96H214ZM223 96V97H221V96ZM227 95H230V96H232V97H230V96H227ZM160 96V95H159ZM172 96V97H171ZM174 96V97H173ZM181 96V97H180ZM209 96H211V97H208ZM221 98H220V97ZM258 96H259V98H258ZM261 96V97H260ZM4 97V98H3ZM164 97H166V98H168V99H166V98H164ZM178 97H180V98H178ZM205 97H206V99H205ZM230 97V98H229ZM237 97H239L238 98V100H240V103H239V101H237L236 99H237ZM244 97V98H243ZM248 97V98H247ZM207 98H208V101L210 100V102H208L207 101ZM219 98V99H218ZM224 98V99H223ZM227 98V99H226ZM234 98H236V99H234ZM246 98V99H245ZM254 98V99H253ZM261 98V99H260ZM4 99V100H3ZM180 99H181V101H180ZM184 99H185V101H184ZM188 99V102L186 101ZM214 99V100H213ZM222 99L224 100L223 102H222ZM229 99H231V100H229ZM251 99V100H250ZM252 99L254 100V101H252ZM257 99H259V100H257ZM168 100V101H167ZM213 100V101H212ZM216 100V101H215ZM248 100V101H247ZM256 100H257V102H256ZM165 101V102H164ZM190 101V102H189ZM234 103H233V102ZM237 101V102H236ZM250 101V102H249ZM263 101V102H262ZM174 102H175V104H174ZM184 104H183V103ZM208 102V104H206ZM226 102H227V105H226ZM244 102V103H243ZM247 102H248V104H247ZM166 103V104H165ZM202 103H203V105H202ZM218 103V104H217ZM223 103H225V104H223ZM229 103H231V104H229ZM242 103V104H241ZM188 104V105H187ZM190 104V105H189ZM217 104V105H216ZM234 104H239L238 106L237 105H234ZM247 104V105H246ZM170 105V106H169ZM176 105V106H175ZM211 107H210V106ZM219 105H220V107H219ZM225 105V108L223 107ZM229 105H230V107H229ZM254 105V106H253ZM257 105V106H256ZM4 106V107H3ZM233 106V107H232ZM246 106V107H245ZM9 107V108H8ZM13 107V108H12ZM154 107H153V109H154ZM182 107V108H181ZM209 107V108H208ZM226 107H227V109H226ZM237 107V108H236ZM7 108V109H6ZM12 108V109H11ZM148 108V107H147ZM161 108V109H162ZM193 108V109H192ZM197 108V109H196ZM202 110V111H200L199 112V110L200 109ZM208 108V110H206V109ZM254 108V109H253ZM149 109H151L152 110V108H149ZM170 109V110H169ZM177 109H178V111H177ZM180 109V110H179ZM183 109V110H182ZM185 109V110H184ZM192 109V110H191ZM196 109V110H195ZM204 109V110H203ZM211 109V110H210ZM216 109H217V112H216ZM227 111H226V110ZM230 109L231 110H233V111H231V113H230ZM3 110V111H2ZM12 112H11V111ZM166 112H165V111ZM174 110H176V112L174 111ZM190 110V111H189ZM197 110H198V112H197ZM224 110V111H223ZM237 110V111H236ZM243 110V111H242ZM248 110V111H247ZM258 110V111H257ZM262 110V111H261ZM8 111H9V113H8ZM158 111V112H157ZM172 111V112H171ZM186 111H188V112H186ZM195 111V112H194ZM219 111V112H218ZM222 111V112H221ZM242 111V112H241ZM11 112V113H10ZM208 112V113H207ZM221 112V113H220ZM236 112V113H235ZM239 112V114H237ZM244 112V113H243ZM258 112H259V114H258ZM157 113V114H156ZM166 113V114H165ZM176 113V114H175ZM179 113V114H178ZM187 113V114H186ZM198 113H199V115H198ZM203 113V114H202ZM229 113V114H228ZM243 113V114H242ZM252 113V114H251ZM254 113H256V114H254ZM156 114V115H155ZM221 114V115H220ZM245 114V115H244ZM248 114V115H247ZM261 114V115H260ZM263 114V115H262ZM149 115V114H148ZM148 115L146 114V116L148 117ZM173 115V116H172ZM189 115V116H188ZM197 115V116H196ZM227 115H228V117H227ZM232 115V116H231ZM244 115V116H243ZM253 115V116H252ZM195 116V117H194ZM201 116V117H200ZM210 118H209V117ZM212 116V117H211ZM215 116H216V118H215ZM220 116V117H219ZM238 118H237V117ZM199 117V118H198ZM214 117V118H213ZM219 117V118H218ZM242 117V118H241ZM247 117V118H246ZM263 117V118H262ZM178 118V119H177ZM190 120H189V119ZM202 120H201V119ZM203 118H204V120H203ZM210 120H209V119ZM222 118V119H221ZM232 118V120H230ZM196 119V120H195ZM199 119V120H198ZM206 119H208V120H206ZM235 119V120H234ZM239 119V120H238ZM258 119V120H257ZM193 120V121H192ZM213 120V121H212ZM224 120V121H223ZM237 120V121H236ZM261 120H263V121H261ZM205 123H204V122ZM231 123H230V122ZM236 121V122H235ZM252 121V122H251ZM195 122V123H194ZM216 122V123H215ZM235 122V123H234ZM263 122V123H262ZM153 123V124H154ZM190 123V124H189ZM199 123V124H198ZM214 125H213V124ZM188 124V125H187ZM207 124V125H206ZM251 124H252V126H251ZM201 127H200V126ZM218 125V126H217ZM234 127H232V126ZM244 125V126H243ZM249 125V126H248ZM259 125V126H258ZM3 126V127H2ZM199 126V127H198ZM237 126V127H236ZM254 126V127H253ZM2 127V128H1ZM197 127V128H196ZM212 127V128H211ZM225 127V128H224ZM248 127V128H247ZM6 128V129H5ZM173 128H175V127H172L171 128V126L169 127V130L170 131H172L173 130ZM201 128V129H200ZM206 128H208V129H206ZM217 128V129H216ZM228 128V129H227ZM245 128V129H244ZM194 129V130H193ZM196 129H197V131H196ZM199 129V130H198ZM209 129H210V131H209ZM263 129V130H262ZM8 130V131H7ZM193 132H192V131ZM207 131V132H205V131ZM218 130V131H217ZM221 130V131H220ZM225 130V131H224ZM254 130V131H253ZM190 131V132H189ZM201 131V133H199ZM228 131V132H227ZM237 131V132H236ZM6 134H5V133ZM189 132V133H188ZM227 132V133H226ZM241 132V133H240ZM257 132V133H256ZM194 133V134H193ZM219 133H220V135H219ZM232 133V134H231ZM235 133V134H234ZM239 133V134H238ZM2 134V135H1ZM199 136H198V135ZM225 134V135H224ZM238 134V135H237ZM12 135V134H11ZM197 135V136H196ZM203 135V136H202ZM214 135V136H213ZM243 135V136H242ZM255 135V136H254ZM4 136V137H3ZM14 136V135H13ZM189 136H191L190 138H188ZM193 136V137H192ZM205 136H208V137H205ZM236 138H235V137ZM260 136V137H259ZM2 137V138H1ZM24 137V138H23ZM216 137V138H215ZM220 137H222V138H220ZM224 137V138H223ZM227 137V138H226ZM241 137H243V138H241ZM28 140H27V139ZM31 138V139H30ZM219 138H220V140H219ZM234 138H235V140H234ZM238 138V139H237ZM250 138V139H249ZM35 139V140H34ZM141 139V138H140ZM139 139V142L141 141L142 143V145H144L143 144V138L140 140ZM214 139V140H213ZM232 139V140H231ZM240 139V140H239ZM249 139V140H248ZM254 139V140H253ZM22 141V143L21 144H19L20 143V141ZM212 141V143H211V141ZM224 140V141H223ZM236 140H238V141H236ZM245 140V141H244ZM39 141V142H38ZM193 141V142H192ZM194 141H195V143H194ZM208 141V142H207ZM232 141V142H231ZM250 141V142H249ZM258 141V142H257ZM24 142V143H23ZM156 142V141H155ZM188 142H191V143H189L188 144ZM224 144H223V143ZM244 143V145H243V143ZM253 142V143H252ZM261 142H262V144L263 145H260L261 144ZM14 143V144H13ZM37 143V144H36ZM157 144H158V146H159V143L158 142H156ZM156 143H154L153 145H152V147H153V151H157L158 150V148L160 147H158L157 146V144ZM197 143H198V145H197ZM216 144V146H215V144ZM237 143V144H236ZM240 143V144H239ZM249 143V144H248ZM259 143V144H258ZM195 144V145H194ZM218 144V145H217ZM256 145V146H254V145ZM21 145V146H20ZM34 145V146H33ZM188 145H189V147L191 148V151H190V148L188 147ZM201 145H202V147H201ZM209 145H210V147H209ZM212 145V146H211ZM224 146V147H222L221 148V146ZM229 145V146H228ZM237 145V146H236ZM260 147H259V146ZM2 146V147H1ZM6 146V147H5ZM198 146V147H197ZM208 146V147H207ZM252 148H251V147ZM16 147V148H15ZM213 147V148H212ZM228 147H229V149H228ZM232 147V148H231ZM235 147V148H234ZM250 147V148H249ZM259 147V148H258ZM27 148V149H26ZM155 148V149H154ZM198 148V149H197ZM212 148V149H211ZM219 148V149H218ZM237 148H238V150H237ZM241 148V149H240ZM248 148V149H247ZM255 148V149H254ZM258 148V149H257ZM260 148H262V150L260 149ZM22 149V150H21ZM29 149V150H28ZM240 149V150H239ZM245 149V150H244ZM250 149V150H249ZM257 149V150H256ZM17 150V151H16ZM33 150V149H32ZM200 150H202V152L200 151ZM205 150V151H204ZM207 150V151H206ZM209 150V151H208ZM220 150V151H219ZM225 150V151H224ZM226 150H227V153H226ZM248 150V151H247ZM255 150H256V152H255ZM15 151L17 152V153H15ZM24 150H23V152H25ZM155 151V152H156ZM195 151V152H194ZM198 151V152H197ZM211 151V152H210ZM230 151V152H229ZM240 151V152H239ZM259 151H260V153H259ZM7 152V153H6ZM9 152V153H8ZM186 152H188V153H186ZM201 152V153H200ZM209 152V153H208ZM234 152V153H233ZM197 153V154H196ZM225 153V154H224ZM229 153V154H228ZM233 153V154H232ZM239 153V154H238ZM252 153V154H251ZM258 153V154H257ZM13 154V155H12ZM137 154V155H136ZM177 154H179V153H177ZM189 154H191V155H189ZM193 154V155H192ZM220 156H219V155ZM222 154V155H221ZM243 154L245 155V156H243ZM247 154V155H246ZM251 156H250V155ZM257 156H256V155ZM261 154V155H260ZM4 155V156H3ZM11 155V156H10ZM14 155H16V156H14ZM144 155V156H143ZM197 155V156H196ZM205 155V156H204ZM213 155V156H212ZM216 155H217V157H216ZM226 155V156H225ZM230 155V156H229ZM235 155H237V156H235ZM252 155H253V158L254 159H256V158H260V160H259V158L258 159H256V160H258V161H256V160H254L253 158H252ZM13 156V157H12ZM146 156V157H145ZM149 156V157H148ZM151 156V157H150ZM177 156V157H176ZM182 156V157H181ZM204 156V157H203ZM215 156V157H214ZM142 157V158H141ZM152 157H154V159L152 158ZM187 157V158H186ZM189 157V158H188ZM250 157V158H249ZM10 158V159H9ZM13 158H14V160H13ZM139 158V159H138ZM141 158V159H140ZM151 160H150V159ZM192 158V159H191ZM210 158V159H209ZM223 160H222V159ZM225 158V159H224ZM227 158H228V160H227ZM233 158V159H232ZM236 158V159H235ZM241 158V159H240ZM247 158V159H246ZM248 158H249V160H248ZM11 159H12V161H11ZM147 159V160H146ZM173 159H176V160H174V161H176V162H174L173 161ZM205 159V160H204ZM251 159V160H250ZM8 160V161H7ZM137 160H139V161H137ZM182 160V161H181ZM203 160V161H202ZM214 160V161H213ZM219 160V161H218ZM224 160H226V161H224ZM235 160V161H234ZM240 160V161H239ZM243 160V161H242ZM255 162H254V161ZM6 161V162H5ZM134 161H137L136 162V164L134 163ZM145 161H148V163L147 162H145ZM154 161H155V163H154ZM188 161V162H187ZM198 161V162H197ZM218 163H216V162ZM245 161H247V162H245ZM251 161V162H250ZM262 161V162H261ZM77 162V161H76ZM74 163L71 167H69V168H67L66 166L65 167H60L59 169H56L57 171H58V173H57V171L54 169V171H52L51 169H53V168H49L48 166H44V165H41V167L40 166H37L36 168H38V169H40V170H36V168L34 167V166H31L32 167V169H30V168H27L28 167V165H25L24 167H25V169L27 170H29V171H24L25 169L23 168L22 170L20 169H18L17 168V170H16V167L17 166H15L14 164H12V165H14V167H15V169H13L14 167H12L11 169H13V170H11V172L10 173H6V178H5V174L4 175H2V176H0V192H1V194L3 195H1L2 196V198H5V196H4V194H6V196L7 197H9V194H10V197H11V195H12V193H14V194H16L15 192H14V189H16V192L17 191H19L20 189V191L22 192H24L25 191V193H27V192H31L30 190H32L33 189V191L36 189L37 191H39V190H45V191H47L48 190V187L46 186V185H49V184H51L50 185V187H49V189L51 190L52 188V191H54V190H56V187H57V189H60V188H64V187H68V185L69 184H71L72 185V183L74 182L75 184H77L76 182H78V181H76L75 182V177L77 176L78 177V175L80 174V172H81V174L79 175V177L78 178H76V180H79L80 182H78V183H87V182H82V180L83 181H87V180H89V178H96L97 180H98V177L97 176H99V174L101 173L102 174V172L103 171H105V169H101V171H100V169H99V167L98 168H95V167H97V166H93V163L92 162H90V161H88L87 163L89 164V162H90V164L92 163V165H88V167H87V163L86 164H80L79 165V163L80 162H78V163ZM153 162V163H152ZM158 162V163H157ZM172 162H173V164H172ZM193 162V163H192ZM215 162V163H214ZM242 163V164H244V165H242V164H240V163ZM253 162V163H252ZM261 162V163H260ZM66 165L67 164H69V162H67L66 163V161L64 162ZM63 163V164H64ZM82 163V162H81ZM124 163V164H123ZM131 165H130V164ZM133 163V164H132ZM138 163V164H137ZM182 163V164H181ZM195 163V164H194ZM199 163V164H198ZM206 163V164H205ZM211 163V164H210ZM230 163H231V165H230ZM64 164V165H65ZM75 164H77V165H75ZM122 164V165H121ZM147 164V165H146ZM156 164V165H155ZM193 164V165H192ZM224 164V165H223ZM235 164V165H234ZM246 164V165H245ZM7 165V164H6ZM63 165V166H64ZM83 165L84 166H86V167H83ZM96 165H97V163H96ZM149 165V166H148ZM160 165V166H159ZM171 165H173V166H171ZM178 165H180V166H178ZM186 165V166H185ZM189 165H191V166H189ZM214 165V166H213ZM226 165H228V166H226ZM238 167H237V166ZM242 165V166H241ZM42 166L43 167H45V168H42ZM77 166V167H76ZM91 166V167H90ZM134 166H136V167H134ZM175 166H176V168H175ZM183 166V167H182ZM184 166H185V168H184ZM189 166V167H188ZM192 166H194V167H192ZM207 166V167H206ZM210 166V167H209ZM222 166V167H221ZM249 168H248V167ZM48 167V168H47ZM53 167V166H52ZM74 167V168H73ZM121 167V168H120ZM139 167H140V169H139ZM155 167V168H154ZM159 167V168H158ZM196 167H197V169H196ZM214 167V168H213ZM231 169H230V168ZM232 167H233V169H232ZM246 167V168H245ZM34 168V169H33ZM61 168H63V170H62V172H61ZM66 168V169H65ZM77 168V169H76ZM81 168V169H80ZM112 168V169H111ZM118 168H120V170L118 169ZM135 168V169H134ZM144 168V169H143ZM149 168V169H148ZM161 168V169H160ZM174 168V169H173ZM188 168V169H187ZM204 168H206V169H204ZM251 168V169H250ZM263 168V169H262ZM68 169V170H67ZM70 169H71V171H70ZM93 169V170H92ZM122 169V170H121ZM125 169V170H124ZM128 169V170H127ZM133 169V170H132ZM153 169V170H152ZM170 169V171H168ZM183 169V170H182ZM209 169V170H208ZM212 169V170H211ZM225 169V170H224ZM241 169H242V171H241ZM73 170L75 171V170H77V171H75V172H73ZM82 170H84V171H82ZM98 170V171H97ZM113 170H114V174H113ZM119 170V171H118ZM201 170H202V172H201ZM219 170V171H218ZM224 170V171H223ZM244 170V171H243ZM249 170V171H248ZM257 170V171H256ZM16 171V172H15ZM38 171V172H37ZM50 171V172H49ZM56 171V172H55ZM69 171V172H68ZM87 171H90V172H87ZM100 171V172H99ZM111 171H112V173H111ZM138 171V172H137ZM154 171V172H153ZM173 171V172H172ZM181 171H182V173H181ZM197 171V172H196ZM205 171H207V172H205ZM230 171V172H229ZM237 171H238V173H237ZM246 171H248V172H246ZM253 171V172H252ZM36 172H37V174H36ZM48 172V173H47ZM52 172H53V174H52ZM60 172H61V174H60ZM65 172H68L67 174L65 173ZM70 172H72V173H70ZM77 172V173H76ZM119 172H121V173H119ZM132 172H134V173H132ZM159 174H158V173ZM188 172V173H187ZM195 172V173H194ZM210 172V173H209ZM217 172H219V174L217 173ZM228 172V173H227ZM233 172V173H232ZM241 172V173H240ZM243 172V173H242ZM12 173V174H11ZM75 173V174H74ZM86 173L88 174L87 176H86ZM117 173H119V174H117ZM163 173V174H162ZM184 173V174H183ZM208 173V174H207ZM217 173V174H216ZM255 173H258L257 175L255 174ZM262 173V174H261ZM20 174V175H19ZM56 174V175H55ZM100 174V175H101ZM156 174V175H155ZM174 174V175H173ZM180 174V175H179ZM183 174V175H182ZM216 174V176H214ZM221 174V175H220ZM222 174H223V176H222ZM231 176H230V175ZM240 174V175H239ZM243 174V176L241 177V175ZM248 174H249V177H248ZM13 175H15V176H13ZM18 175V176H17ZM24 175H26V176H24ZM38 177H37V176ZM45 175H47V177L45 176ZM56 177H55V176ZM61 175H63V176H61ZM68 177H67V176ZM72 175V176H71ZM76 175V176H75ZM91 175H93V176H91ZM170 175V176H169ZM177 177H176V176ZM188 176V178H187V176ZM206 175H207V178H206ZM210 175V176H209ZM219 175V176H218ZM238 175V176H237ZM253 175V176H252ZM259 175V176H258ZM35 176V177H34ZM41 176V177H40ZM54 176V177H53ZM71 176V177H70ZM151 176V177H150ZM156 176V177H155ZM186 176V177H185ZM201 176V177H200ZM234 176V177H233ZM240 176V177H239ZM19 177V178H18ZM25 177V178H24ZM27 177V178H26ZM62 177V178H61ZM82 177V178H81ZM101 177V176H100ZM174 177V178H173ZM183 177H185V178H183ZM199 177V178H198ZM204 177V178H203ZM245 177V178H244ZM30 178V179H29ZM31 178H35V180H33V179H31ZM43 178V179H42ZM49 178V179H48ZM68 178H70V179H68ZM74 178V179H73ZM84 178V179H83ZM189 180H187V179ZM205 178H206V180H205ZM211 178V179H212ZM263 178V179H262ZM12 179V180H11ZM18 179V181L16 182V180ZM24 180V182H23V180ZM37 179H39V182H38V180ZM82 179V180H81ZM168 179V180H167ZM257 179H259V180H257ZM5 180V181H4ZM8 180H10V181H8ZM26 180V181H25ZM30 180V181H29ZM37 180V181H36ZM43 180V181H42ZM45 180V181H44ZM47 180V181H46ZM51 181V182H49V181ZM55 182H54V181ZM66 180V181H65ZM166 180V181H165ZM180 182H179V181ZM192 180V181H191ZM257 180V181H256ZM14 181V182H13ZM31 181H32V183H31ZM33 181H34V183H33ZM41 181V182H40ZM63 181V182H62ZM90 181H92V179H90ZM90 181H88V182H90ZM93 181H96V180H94L93 179ZM161 181V182H160ZM168 181H171V182H168ZM182 181V182H181ZM197 181V182H198ZM43 182V183H42ZM45 182V183H44ZM49 182V183H48ZM72 182V183H71ZM173 182H175V183H173ZM188 182V183H187ZM256 182H258V184L256 183ZM260 182V183H259ZM6 183V185H4ZM12 183V184H11ZM15 183V184H14ZM17 183V184H16ZM25 185H24V184ZM40 183V184H39ZM53 183V184H52ZM54 183H56V184H54ZM170 183V184H169ZM182 183H184V184H182ZM262 183V184H261ZM11 184V185H10ZM30 184V185H29ZM38 184V185H37ZM61 184V185H60ZM179 184V185H178ZM4 185V186H3ZM16 185H17V187H16ZM19 185V186H18ZM29 185V186H28ZM36 185L38 186V187H36ZM40 185V186H39ZM58 185V186H57ZM65 185V186H64ZM71 185H69V186H71ZM262 185V186H261ZM26 186V187H25ZM31 186V187H30ZM35 188H34V187ZM60 186V187H59ZM261 186V187H260ZM2 187H3V189H2ZM42 187V188H41ZM43 187H45V189L43 188ZM259 187V188H258ZM6 188H8V189H6ZM19 190H18V189ZM40 188V189H39ZM257 188V189H256ZM25 189V190H24ZM30 189V190H29ZM47 189V190H46ZM253 189V188H252ZM259 189H260V191H259ZM4 190V191H3ZM26 190H29V191H26ZM257 190V191H256ZM19 191V192H20ZM5 192V193H4ZM8 192V193H7ZM10 192V193H9ZM4 193V194H3ZM18 193V192H17ZM14 194L12 195V196H14ZM258 194V195H257ZM256 196V197H255ZM255 197V199H252V198H254ZM2 198H0V203L2 202ZM2 199V200H1ZM259 200V199H258ZM260 200H261V198H260ZM259 200V201H260ZM49 202H48V204L49 205H47V207H48V209L46 210V205H45V213H46V215L47 216H50V217H46L45 219L47 220V219H51V218H54V216H57L58 218H59V216L60 215H63V216H73L75 213L77 214V215H74L75 217H77V219H79L78 217L80 216V218L81 217H83V216H81L82 215V213L84 214L85 213V216L87 215V216H89L88 214L90 213V211H89V209L90 208H88L87 207V205H86V207L88 208V210H86V208H85V205H80L81 206V208H80V206L79 205H75L74 206V204L72 205L71 203L69 204V203H67V204H65V206H63L64 205V203L62 204H60V202H58L57 200L55 201V199H51V200H48ZM52 201H54V202H52ZM54 203V204H53ZM57 203V204H56ZM59 203V204H58ZM261 203V202H260ZM241 204V205H242ZM259 204V203H258ZM57 205V206H56ZM69 205H70V207H69ZM245 205H243V206H241V207H239V208H243ZM254 204H252V206H253ZM260 205H262V204H259V206ZM59 206L60 207H62L63 208V210L62 211H55V209H57V208H59ZM73 206V207H72ZM83 206H84V208H83ZM256 206V205H255ZM258 206V205H257ZM258 206V207H259ZM263 206V205H262ZM52 208V210H49V209H51ZM56 207V208H55ZM67 209V210H66ZM71 209V210H70ZM77 209V210H76ZM82 209V210H81ZM66 210V211H65ZM75 212H73V211ZM86 210V211H85ZM47 211H48V213H47ZM55 211V212H54ZM70 211L71 212H73L72 214L70 213ZM87 211H89V212H87ZM44 212V211H43ZM70 213V214H68V213ZM88 214H87V213ZM44 214V213H43ZM79 214H81V215H79ZM228 215V213H225L224 215H221V216H225V215ZM234 213H231V214H229V216H230V218L232 219V217L234 216H236V214H234ZM53 215V216H52ZM79 215V216H78ZM152 215V216H151ZM231 215H232V217H231ZM45 216V215H44ZM65 216V217H66ZM73 216V217H74ZM102 216V215H101ZM144 216V217H143ZM154 216V217H153ZM162 215H159L158 216V214H154V213H152V214H150V213H145V214H141V215H139V216H137V217H135V219H134V222H131L132 224H133V226H131L129 223H127V227L126 226H124V228H129V230H132L133 228V230H134V232H138V230H139V232H144V231H146L148 228H149V230H147L146 232H148V231H151V230H155V229H160L161 230V228L163 227V225H164V229L162 228V231L161 232H174L175 230H174V228H175V226H172L171 225V222H169V220L168 219H166V218H164V216L163 217H161ZM220 216V218H223V217H221ZM229 216H225V218L227 217V221L229 222L231 219H229ZM91 217V216H90ZM99 218V216H97L96 215V218ZM156 217H157V219H156ZM214 217V216H213ZM219 217V216H218ZM218 217L216 216L215 218L216 219H218ZM67 218V217H66ZM72 218V217H71ZM70 218V219H71ZM92 218H95V216L93 217L92 216ZM145 218V219H144ZM153 218V219H152ZM214 218V219H215ZM225 218H223V219H225ZM68 219V218H67ZM82 219V218H81ZM139 219V220H138ZM164 219V220H163ZM168 220L167 222H166V220ZM213 220V218H212V223H214V222H216L217 220ZM138 220V221H137ZM233 221H235L234 220V218L232 219ZM231 220V222H229V223H234V228H235V226H237L236 227V229H234L235 230V232L236 231H239V232H243L244 230L247 232L248 230H247V227L244 225V223L242 222H240L241 220H237V221H235V222H233ZM135 221H136V223H135ZM149 221V222H148ZM163 221V222H162ZM218 221H219V219H218ZM218 221L216 222V223H218ZM220 222V221H219ZM236 222H239V225H240V227H239V225H238V223L235 225V223ZM134 223H135V225H134ZM139 223H142V224H139ZM147 223V224H146ZM154 225H153V224ZM260 223H263L264 224V221H262L261 222V220H260ZM150 224V225H149ZM156 224H157V226H156ZM159 224H162V226L160 225L159 226ZM124 225V224H123ZM126 225V224H125ZM129 225V226H128ZM152 225V226H151ZM166 225V226H165ZM135 226V227H134ZM141 226V227H140ZM156 226V227H155ZM133 227V228H132ZM144 227H148V228H144ZM151 227V228H150ZM153 227H155V229L153 228ZM159 227V228H158ZM161 227V228H160ZM168 227V228H167ZM137 228V229H136ZM139 228V229H138ZM141 228V229H140ZM144 228V231L142 230ZM153 228V229H152ZM239 228H241V229H239ZM242 228H244V229H242ZM172 229V230H171ZM237 229H239V230H237ZM132 230V231H133ZM135 230H137V231H135ZM184 232H185V229L183 230ZM187 231V230H186ZM176 232V231H175Z\"/></svg>","mask_w":264,"mask_h":264}]
</instances>
